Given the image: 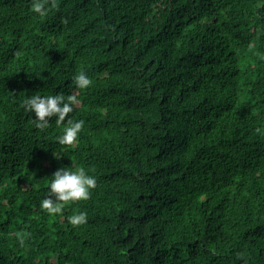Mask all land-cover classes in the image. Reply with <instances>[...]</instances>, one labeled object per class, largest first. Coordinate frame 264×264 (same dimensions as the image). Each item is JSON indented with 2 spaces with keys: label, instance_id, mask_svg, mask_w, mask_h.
I'll list each match as a JSON object with an SVG mask.
<instances>
[{
  "label": "trees",
  "instance_id": "16d2710c",
  "mask_svg": "<svg viewBox=\"0 0 264 264\" xmlns=\"http://www.w3.org/2000/svg\"><path fill=\"white\" fill-rule=\"evenodd\" d=\"M30 5L0 0V264H264V0ZM57 93L79 103L35 127L25 96ZM71 166L96 186L49 214Z\"/></svg>",
  "mask_w": 264,
  "mask_h": 264
},
{
  "label": "clouds",
  "instance_id": "9594fccd",
  "mask_svg": "<svg viewBox=\"0 0 264 264\" xmlns=\"http://www.w3.org/2000/svg\"><path fill=\"white\" fill-rule=\"evenodd\" d=\"M50 0H31V10L43 17L47 14ZM54 6V4L52 5ZM90 77L81 70L72 76V83L78 89H86L91 84ZM79 103L76 96L64 94H32L25 96L23 107L25 111L34 114L35 127L43 129L47 127L49 119L55 117L56 123L65 122L67 115L73 112V105ZM85 121L68 118L62 133L56 137L60 145H71L78 137ZM96 186V177L86 172L83 167H59L48 180V190L45 198L41 199L40 206L49 214L61 213L63 202L86 201L90 192ZM54 197V199L52 198ZM73 226L85 224L87 214L80 211L68 217ZM19 242L23 244L24 236L17 233Z\"/></svg>",
  "mask_w": 264,
  "mask_h": 264
}]
</instances>
